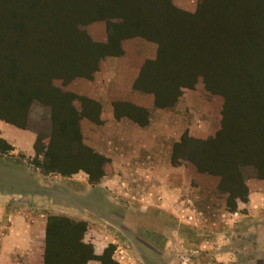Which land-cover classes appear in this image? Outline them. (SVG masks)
I'll use <instances>...</instances> for the list:
<instances>
[{
	"label": "trees",
	"instance_id": "16d2710c",
	"mask_svg": "<svg viewBox=\"0 0 264 264\" xmlns=\"http://www.w3.org/2000/svg\"><path fill=\"white\" fill-rule=\"evenodd\" d=\"M99 19L109 28L105 43L93 41L83 27ZM133 36L157 46L133 82L134 90L153 95L155 108L171 107L198 77L224 98L215 136L200 141L183 136L173 146V159L191 141L198 145L197 168L224 169V183H240L235 161L264 175V0H199L194 13L171 0H0V119L32 130L39 141L40 116L33 110L46 109L50 129L40 167L61 175L82 170L91 183L100 181L103 156L83 143L79 125L82 116L97 121L99 108L57 88L53 79L63 84L91 79L99 60L121 54L120 41ZM115 112L148 123L144 108L117 104ZM5 145L0 138L1 153ZM86 230L85 221L49 215L43 264H86L95 256L101 264H119L107 249L93 253L83 241Z\"/></svg>",
	"mask_w": 264,
	"mask_h": 264
},
{
	"label": "rangeland",
	"instance_id": "374dc122",
	"mask_svg": "<svg viewBox=\"0 0 264 264\" xmlns=\"http://www.w3.org/2000/svg\"><path fill=\"white\" fill-rule=\"evenodd\" d=\"M198 1L171 0L188 13L195 12ZM100 24L107 42L105 20L83 27L97 42L92 33ZM135 37L146 40L141 36L125 39ZM183 70L191 71L188 66ZM197 79L193 87L181 89L171 107L148 111L145 135L137 133L136 140H120L119 145L115 140L112 148L110 141L105 143L108 155L103 156V176L97 183H91L82 170L61 175L40 167L50 129L46 109L33 110L40 116L39 141L32 130L0 119L7 127L5 138L0 135L7 143L5 153L0 152V264H43L44 239L42 254L38 247L41 219H36L40 214L45 225L49 215L85 221L89 230L83 241L93 246L94 254L99 253L95 255L105 249L112 252L119 264H264V175L257 176L250 164L235 161L240 183H224L222 168L212 172L197 168L198 145L191 141L172 157L174 144L183 136L207 140L221 128L224 98L207 90L201 77ZM53 85L67 91L61 79H53ZM73 104L82 111L81 101ZM17 137L19 145L11 141L18 142ZM28 137H32L30 147ZM11 219L17 224L23 219L32 223L25 249L3 245ZM103 233L116 242L107 241ZM117 246L126 251V263L116 257ZM122 254L117 251L118 256ZM86 264L101 262L95 256Z\"/></svg>",
	"mask_w": 264,
	"mask_h": 264
},
{
	"label": "crops",
	"instance_id": "0c3cea01",
	"mask_svg": "<svg viewBox=\"0 0 264 264\" xmlns=\"http://www.w3.org/2000/svg\"><path fill=\"white\" fill-rule=\"evenodd\" d=\"M95 32L92 33L94 39L97 42H105L106 34L105 27L98 25L95 27ZM121 54L104 56L98 62V68L94 72L91 79L77 77L71 80L66 85V90L75 94L76 96L85 98L91 102H95L99 108L97 121L87 116H82L79 120L80 130L82 134V140L84 144L90 147L94 152L99 155H108V148L105 146L107 141L111 142V148L116 144L115 140H129L137 139L138 134H146V129L149 127L148 123L140 125L126 115H116L115 106L117 104H129L139 108H144L147 111L155 108L154 97L150 93L141 92L133 89V82L137 78L139 71L145 62V60L153 59L156 54V46L154 43L146 41L140 38L124 39L120 43ZM76 106V105H75ZM82 108V104L80 105ZM88 129L89 132H86ZM7 127H4L0 123V135L5 138L4 131ZM17 132V131H16ZM18 136H23L22 133H17ZM29 138V146L32 141V137ZM34 138V137H33ZM15 140H11L15 144L19 145L20 140L17 137ZM97 140L104 141L99 143ZM109 146V145H108ZM25 148L26 150L30 148ZM110 147V146H109ZM101 180V179H100ZM2 212H0V225L2 224ZM41 223L39 224V254H42V246L44 239V227L45 223L42 221L44 216H40ZM87 218V217H84ZM87 220V219H84ZM16 222L11 219L10 225L7 227L6 236L3 239V245L6 249H25L29 246L30 242V230L31 222H27L23 219V222L15 224ZM93 225L89 224L88 228L92 229ZM89 230V229H87ZM18 232L19 236L13 237L14 233ZM86 237V234H85ZM103 237L108 240H116L111 235L103 233ZM89 242L96 243V239L88 237ZM105 243V241H103ZM96 249L94 245V250ZM103 247L99 248L102 250ZM115 250L118 260L126 263V252L122 247L117 246ZM117 251L123 253L122 256L117 255ZM95 254H99L96 253ZM132 264V263H131Z\"/></svg>",
	"mask_w": 264,
	"mask_h": 264
}]
</instances>
